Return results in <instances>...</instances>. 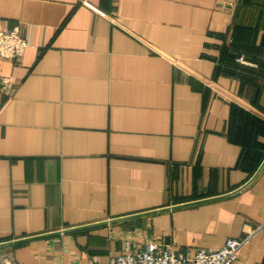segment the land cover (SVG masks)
<instances>
[{
    "label": "crops",
    "instance_id": "1",
    "mask_svg": "<svg viewBox=\"0 0 264 264\" xmlns=\"http://www.w3.org/2000/svg\"><path fill=\"white\" fill-rule=\"evenodd\" d=\"M14 26L0 262L192 257L264 221V0H0ZM234 264H264V230Z\"/></svg>",
    "mask_w": 264,
    "mask_h": 264
},
{
    "label": "built area",
    "instance_id": "2",
    "mask_svg": "<svg viewBox=\"0 0 264 264\" xmlns=\"http://www.w3.org/2000/svg\"><path fill=\"white\" fill-rule=\"evenodd\" d=\"M26 47L27 43L21 36L18 26L0 30L1 59L17 60ZM236 61L246 63L242 57H238ZM2 83L1 89L5 90L8 80L3 79ZM262 230H264V221L245 232L240 238L226 240L219 248L197 249L192 257L177 255L164 245L146 244L136 253L127 251L125 254L112 257L108 264H234L240 251ZM0 264H14V262L3 260Z\"/></svg>",
    "mask_w": 264,
    "mask_h": 264
},
{
    "label": "water",
    "instance_id": "3",
    "mask_svg": "<svg viewBox=\"0 0 264 264\" xmlns=\"http://www.w3.org/2000/svg\"><path fill=\"white\" fill-rule=\"evenodd\" d=\"M264 164V162H263ZM21 241V240H20ZM14 242H18V241H14ZM9 243H12V242H5V243H0V246H3L4 244H9Z\"/></svg>",
    "mask_w": 264,
    "mask_h": 264
}]
</instances>
